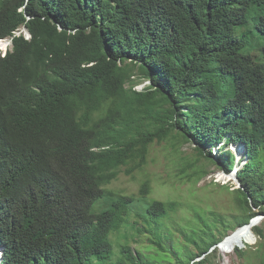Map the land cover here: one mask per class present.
<instances>
[{"label": "trees", "instance_id": "obj_1", "mask_svg": "<svg viewBox=\"0 0 264 264\" xmlns=\"http://www.w3.org/2000/svg\"><path fill=\"white\" fill-rule=\"evenodd\" d=\"M256 7L264 36V0H0V40L13 37L0 57V264H164L131 246L112 259L110 235L134 197L95 205L128 152L141 167L149 146L169 138L193 140L210 160L206 148L241 144L237 159L249 161L237 172L245 212L236 223L264 215V53L256 60L247 34L236 35ZM24 27L30 39L15 35ZM142 79L151 84L138 91ZM182 159V176L207 175L200 159ZM234 165L223 152L217 166L230 174ZM180 207L154 201L140 214L149 228L138 229L177 264L184 249L170 252L162 238ZM195 215L202 225L184 237L205 254L220 241L215 228H229ZM252 232L264 244L263 228Z\"/></svg>", "mask_w": 264, "mask_h": 264}, {"label": "rangeland", "instance_id": "obj_2", "mask_svg": "<svg viewBox=\"0 0 264 264\" xmlns=\"http://www.w3.org/2000/svg\"><path fill=\"white\" fill-rule=\"evenodd\" d=\"M262 14L263 8L261 7L249 10L247 24L236 28L237 36L247 34V40L250 41L249 50L256 60L264 53V36L256 32ZM24 31V28H22L17 32V35ZM11 48L12 46H9L2 51L11 50ZM150 84V81L142 79L137 83L135 89L143 91ZM222 145L219 144L212 150L206 148V152L211 151V160L198 154L195 149L198 145L193 140L178 144L176 139L170 138L163 142L156 141L149 146L146 163L141 167H137L139 158L134 152L130 151L123 157V164L117 169V176L105 187L106 197L99 200L95 205L97 211H104L110 208L112 202L120 197H134V202L129 206V211L125 216L124 226L110 235V240L114 245L113 260L120 256L122 246H131L134 251L141 252V254L164 264H177L175 257L163 253L156 245L151 243L152 236L150 233L138 230L149 228L148 225L142 223L140 214L145 211L146 206L160 200L164 202L174 201L181 204L177 213L163 221L165 231L162 245L170 252H175V246H180L184 249L181 251L184 255L186 249H188L196 256L191 264H199L198 262L202 260L206 264H262L264 261L263 240H259L253 232L245 237L249 238L248 243L243 240L238 247L229 252H225L222 245H220L219 247L213 246L207 253L201 254L185 240L184 233H191L192 226L202 225V222L198 221L195 215V209L208 216L211 223H214L216 219L226 221L228 230H224V226L221 225L215 228V231L218 229L222 231V233L220 231L216 232L217 239L220 240L218 244L239 228L236 218L243 217L245 210L239 208L236 196L233 193L234 189L240 187V183L238 179L227 176L217 164L223 152L230 150L233 154L236 153L237 157H241L244 154V148L240 144L229 143L220 149ZM182 157L187 158L189 162L200 159L201 162L198 165L205 168L207 175L197 183L190 180L186 175L182 176L180 173L184 162ZM243 157L238 165V171L249 161L245 158V155ZM262 164H264L263 157L256 165L261 166ZM144 183H147L149 187V194L145 198L141 195ZM259 217L261 220L254 226H261L264 230V215ZM182 255V264H187V258ZM84 264H93V262L87 258L84 260Z\"/></svg>", "mask_w": 264, "mask_h": 264}, {"label": "bare ground", "instance_id": "obj_3", "mask_svg": "<svg viewBox=\"0 0 264 264\" xmlns=\"http://www.w3.org/2000/svg\"><path fill=\"white\" fill-rule=\"evenodd\" d=\"M11 46L9 39L0 41V50H5ZM229 179V177H227ZM254 224H248L247 226L240 227L232 232L225 240L220 244L225 252L234 250L239 244H241L244 238L252 232ZM1 254V253H0Z\"/></svg>", "mask_w": 264, "mask_h": 264}, {"label": "clouds", "instance_id": "obj_4", "mask_svg": "<svg viewBox=\"0 0 264 264\" xmlns=\"http://www.w3.org/2000/svg\"><path fill=\"white\" fill-rule=\"evenodd\" d=\"M22 29V28H21ZM24 29H25V27H24ZM17 32H19V31H17ZM17 32L15 33V35L16 36H20L21 34H23L24 36H25V38H26V35H29L26 31H24L23 33H21L20 35H17ZM30 36V35H29ZM7 39H9L10 40V42H11V46L13 47V37H10V38H7ZM7 39H4V40H7ZM27 39V38H26ZM30 39V38H29ZM1 41V40H0ZM12 49V48H11ZM9 51V49L8 50H6V51H0V52H2L1 54H0V57H5L6 56V54H7V52ZM231 144H234V143H231ZM236 144V143H235ZM241 145V144H240ZM213 149V148H212ZM235 154V161H236V165H235V167H234V169L232 170V172L230 173V174H232L233 172H234V170H238V165H239V163H240V160L241 159H237V154L236 153H234ZM238 172V171H237ZM225 173V172H224ZM240 228V227H239ZM222 242V241H221ZM221 242L217 245L218 247L220 246V244H221Z\"/></svg>", "mask_w": 264, "mask_h": 264}, {"label": "water", "instance_id": "obj_5", "mask_svg": "<svg viewBox=\"0 0 264 264\" xmlns=\"http://www.w3.org/2000/svg\"><path fill=\"white\" fill-rule=\"evenodd\" d=\"M28 34H29V32H28V30H27V28H25L24 29ZM30 35V34H29ZM242 146V145H241ZM237 171L238 170H234V172L232 173V174H226L227 176H229V177H231V178H236V180H237ZM261 220V218L260 217H256L255 219H253L252 221H251V224H258V222Z\"/></svg>", "mask_w": 264, "mask_h": 264}, {"label": "built area", "instance_id": "obj_6", "mask_svg": "<svg viewBox=\"0 0 264 264\" xmlns=\"http://www.w3.org/2000/svg\"><path fill=\"white\" fill-rule=\"evenodd\" d=\"M26 38H27V39H29V38H30V36H29V35H26Z\"/></svg>", "mask_w": 264, "mask_h": 264}]
</instances>
